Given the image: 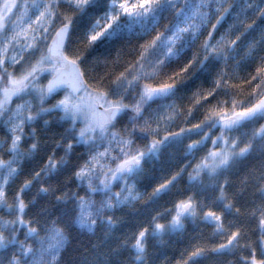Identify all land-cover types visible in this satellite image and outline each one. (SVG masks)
I'll use <instances>...</instances> for the list:
<instances>
[{"label": "snow or ice", "instance_id": "snow-or-ice-1", "mask_svg": "<svg viewBox=\"0 0 264 264\" xmlns=\"http://www.w3.org/2000/svg\"><path fill=\"white\" fill-rule=\"evenodd\" d=\"M0 264H264V0H0Z\"/></svg>", "mask_w": 264, "mask_h": 264}]
</instances>
